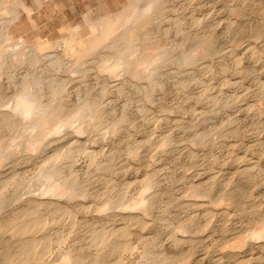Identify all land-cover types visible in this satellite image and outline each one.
Segmentation results:
<instances>
[{
    "label": "rangeland",
    "instance_id": "374dc122",
    "mask_svg": "<svg viewBox=\"0 0 264 264\" xmlns=\"http://www.w3.org/2000/svg\"><path fill=\"white\" fill-rule=\"evenodd\" d=\"M25 1L34 8V23L23 13L21 22L10 29L14 40L21 35L24 37L27 48L32 47L37 36L46 42L59 40L67 34L64 26L68 24L78 25L79 33L86 34L84 14L89 12L95 18L115 13L128 2L39 0L42 4L39 5L36 0ZM153 21L148 30L162 46L189 47L196 34L197 37L206 35L212 45L207 56L193 64L184 66L173 60L162 65L159 68L162 84L154 87L151 99L142 87L138 90L130 83L120 92L114 84L123 79L122 74L107 78L110 87L102 94L104 74L97 75L95 67L109 49L85 58L81 65L92 69L84 77L71 70L73 58L60 56L62 45L44 47L38 53L42 57L39 56L37 62L26 52L25 62L14 66L15 82L27 71L44 78L65 77L68 87L62 97L68 101V107L75 106L79 98L86 95L102 99L105 123L98 125L99 137L91 144L98 149L104 146L103 155H113L112 168L107 174L118 185H128L131 195L137 193L141 178L153 174L161 184L158 185L160 203L169 204L162 202L164 205H157L160 210L154 208L153 224L146 229L130 221L133 231L151 233L158 245L178 257L185 254V260L177 263L264 264L262 241L245 237L247 245L234 247L239 237L247 236L258 211L264 212V0H167L163 14ZM57 56L62 61L53 64ZM5 75L3 88L11 94L13 88L9 87ZM119 118L124 119V128L119 134L113 133L106 122ZM129 144L135 148L133 153L128 152ZM52 149L49 145L45 151L50 153ZM37 163L36 158L19 161L20 175L28 178L20 187L33 180ZM66 168V173L76 171L81 177L95 171V166H89L83 157ZM91 184L94 188L102 185L101 181ZM223 207L231 210L224 212ZM210 208L216 209V213H209ZM162 209L165 212L161 213ZM75 210L79 217L87 215L84 209ZM160 214L176 222L189 218L195 225L190 224L193 226L190 235L199 226L195 228L198 232L191 236V241L187 238L174 243ZM111 221L121 224L117 217ZM65 224L68 228L69 223Z\"/></svg>",
    "mask_w": 264,
    "mask_h": 264
},
{
    "label": "bare ground",
    "instance_id": "6f19581e",
    "mask_svg": "<svg viewBox=\"0 0 264 264\" xmlns=\"http://www.w3.org/2000/svg\"><path fill=\"white\" fill-rule=\"evenodd\" d=\"M166 6L167 0H128L115 13L94 18L87 11L83 15L88 28L86 34L79 33L78 25L68 24L64 26L67 34L59 40L46 42L37 36L32 47L27 48L22 35L14 40L10 27L21 22L23 13L34 23V8L25 0H0V264H175L183 259L185 254L178 257L169 252L157 244L151 233L133 231L129 226L130 221L141 229L153 224V210L161 201L160 181L153 174H146L138 191L135 190L137 193L131 195L128 185H118L107 174L112 168L113 155L105 156L104 146L98 149L91 144L99 137L98 125L105 123L102 99L86 95L79 98L75 108L67 109L68 101L62 97L68 87L67 78L56 79L51 75L44 78L27 71L15 82L14 76V66L25 62L26 52L37 62L42 55H38L39 51L46 46L62 45L60 56L73 58L71 70L80 72L81 77L92 69L81 65L85 58L109 49L102 54L103 61L95 64L97 75L104 74L105 78L102 94L110 87L107 78L122 74L123 79L114 84L120 92L130 83L138 90L142 87L151 99L154 87L162 84L159 77L162 65L174 60L188 66L211 50L209 38L197 37L198 34L186 48L159 44L148 25L163 14ZM61 57H55L52 63H60ZM4 73L9 87L13 88L11 94L4 91ZM123 121L119 118L106 122V127L117 133L124 128ZM49 145L53 146L50 153L45 151ZM127 149L133 153L135 148L129 144ZM79 157L88 160L89 166H95L94 173L81 177L76 171L65 172ZM32 158L39 161L37 171L26 188H22L28 178L20 175L18 163ZM92 181H101L102 185L94 188ZM24 194L28 196L23 197ZM229 207L222 210L229 212ZM75 208L86 210L87 215L79 217ZM215 210L210 208L209 213H216ZM257 214L247 236H238L235 244L232 241L234 247L244 246L245 237L260 240L264 245V212L259 210ZM116 217L121 219L120 225L111 221ZM161 219L165 227L168 225L174 243L187 238L191 241V236L198 232L195 227L190 235L193 226L189 218L177 222L163 216Z\"/></svg>",
    "mask_w": 264,
    "mask_h": 264
}]
</instances>
